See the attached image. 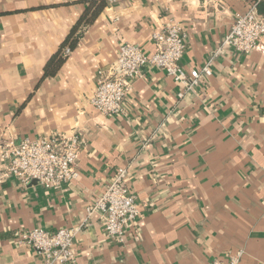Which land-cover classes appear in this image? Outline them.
I'll list each match as a JSON object with an SVG mask.
<instances>
[{"label":"crops","instance_id":"obj_1","mask_svg":"<svg viewBox=\"0 0 264 264\" xmlns=\"http://www.w3.org/2000/svg\"><path fill=\"white\" fill-rule=\"evenodd\" d=\"M83 0H0V142L53 132L82 137L79 177L59 190L23 184L0 163V264H44L15 231L73 228V264H213L243 251L264 264V37L249 55L222 47L244 0H115L87 26L58 72L44 67L84 11ZM181 24L187 70L210 77L179 99L180 87L147 68L124 114L89 100L97 71L124 43L153 52L151 34ZM127 171L141 217L123 244L105 237L86 207L114 171Z\"/></svg>","mask_w":264,"mask_h":264},{"label":"built area","instance_id":"obj_2","mask_svg":"<svg viewBox=\"0 0 264 264\" xmlns=\"http://www.w3.org/2000/svg\"><path fill=\"white\" fill-rule=\"evenodd\" d=\"M113 1L107 0V3ZM244 1L248 9L234 14L222 47L249 55L260 48L264 37V14L258 10L264 0ZM151 43L153 52L150 55L138 45L122 44L115 61L97 71L96 86L89 100L96 111L107 117L123 115L125 101L133 91V81L141 79L147 68L161 70L170 77L180 87L179 99L212 75L208 64L190 71L181 66L187 44L180 23L170 21L153 32ZM64 53L68 55L70 50L66 48ZM81 144L82 137L75 132H53L46 137L23 139L19 143L8 139L0 142V163L6 175L23 184L36 182L46 189L59 190L79 177L77 160ZM126 176V169L117 168L103 192L86 207L88 215L97 213L100 216L105 237L119 244L124 243L127 228L141 217ZM75 232L73 228H34L15 231L13 239L18 246L35 250L44 264H73ZM242 257L243 251L228 252L225 258L217 259L213 264H240Z\"/></svg>","mask_w":264,"mask_h":264},{"label":"trees","instance_id":"obj_3","mask_svg":"<svg viewBox=\"0 0 264 264\" xmlns=\"http://www.w3.org/2000/svg\"><path fill=\"white\" fill-rule=\"evenodd\" d=\"M84 11L76 24L71 29L70 33L60 44L58 51L50 57L44 67L43 78L53 77L62 66L67 58L64 50L68 48L72 51L78 44V41L82 37L85 28L91 25L103 9L107 6V0H83ZM259 12L264 14V4H260L258 8Z\"/></svg>","mask_w":264,"mask_h":264}]
</instances>
